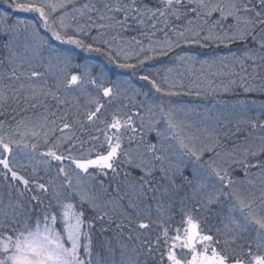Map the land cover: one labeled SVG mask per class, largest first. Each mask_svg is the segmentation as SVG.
<instances>
[{"label":"snow or ice","instance_id":"6c2138e0","mask_svg":"<svg viewBox=\"0 0 264 264\" xmlns=\"http://www.w3.org/2000/svg\"><path fill=\"white\" fill-rule=\"evenodd\" d=\"M0 2L35 17L0 12V264H264V101L171 99L264 96V0ZM184 44L243 48L199 61L232 77L202 91L143 68L191 67Z\"/></svg>","mask_w":264,"mask_h":264},{"label":"trees","instance_id":"16d2710c","mask_svg":"<svg viewBox=\"0 0 264 264\" xmlns=\"http://www.w3.org/2000/svg\"><path fill=\"white\" fill-rule=\"evenodd\" d=\"M145 2H148L149 4L152 3V0H145ZM6 10L4 7L0 6V12ZM8 11V10H7ZM9 15L11 14L10 11H8ZM13 18V21L16 18H20V19H26V20H35V18L33 17H29V16H24V15H11ZM43 31V30H41ZM133 36H136L138 39H140L141 41L144 42L145 47L147 46V40L145 39V37L143 35L140 34V32L137 31H130L127 33L123 34V38L125 40H131V38ZM169 36L172 39H175L174 34L169 33ZM153 39H159V40H163L164 39V34L163 32H156V36L153 37ZM243 46L240 44H232L230 45V49L233 52H241ZM229 48H226L224 46H220V47H216L215 44H212L210 47L207 48H202L197 44H184L182 45V47L180 49H176V51L181 52L182 54H187V55H196L199 57H206V59L208 60H213V57H217V56H222V55H226L229 53ZM3 52L0 51V55H2ZM45 58L48 56V53L45 52L44 53ZM175 56V53L170 54L167 57H156L150 61H147L146 64L143 66V68L145 69V71H147L149 74L151 75H156L158 72V69L163 68V67H168L171 66L173 64H175L178 60H174L173 57ZM88 60L90 62H92L95 65H104L105 67V71L112 76L113 79L116 78V75L114 74H120L121 78H127L128 73L125 70H121V69H116L113 65H110L107 63V61L105 60L104 57L102 56H98L94 53L89 54V53H81L80 57H79V62L83 63L85 60ZM176 67V66H175ZM44 70V68H43ZM224 72H228L227 70H223ZM239 71V70H238ZM195 76H198L199 74L197 72L194 73ZM178 78L180 81H182L186 86L191 85L194 82V78L192 79V77H189V75L187 74H178ZM216 76V75H214ZM160 77V76H159ZM161 82H163V79L160 77L158 78ZM238 79V78H237ZM135 84L137 87H143V89L145 91H147L150 86L146 85L145 82H141L136 78H133ZM229 80V78H227V76H224L223 78L221 76H216L213 77L210 82L212 83V86L215 87V85L220 84L221 81L227 82ZM209 86V84H208ZM166 87V85H165ZM207 87V86H206ZM208 88V87H207ZM205 87H199V89H195V90H204ZM155 95H159V94H155ZM138 99L143 100V97H139ZM167 99V98H165ZM173 101H177V102H183V103H187V104H191L194 105L197 109H201V108H211V104H225V103H231V102H235L238 99H246V100H250V99H254V100H259L260 102L264 101V96L260 95L259 93H248L245 94L242 92V90L240 88H235L232 92H218L215 95H204L201 97H197L195 95L192 96H181V97H172L171 98ZM256 106L258 107V105L256 104ZM257 107L255 108H250L249 112L251 117H255L253 116L254 112L258 113L257 111ZM196 109V111L198 112V110ZM29 114H31V111L29 112ZM223 210L226 212L227 211V207L226 205L223 206ZM215 211L216 209L214 208V212H213V217L211 218V223L210 224H206L205 227H212L214 226L217 221L215 219Z\"/></svg>","mask_w":264,"mask_h":264},{"label":"rangeland","instance_id":"374dc122","mask_svg":"<svg viewBox=\"0 0 264 264\" xmlns=\"http://www.w3.org/2000/svg\"><path fill=\"white\" fill-rule=\"evenodd\" d=\"M0 6L4 7L6 10L11 12L10 9H7V5L6 4H3L2 2H0ZM3 11H5V10H3ZM3 11H1V12H3ZM10 15H14V16L15 15H24V16H29V17L35 18L32 14H27V13H12L11 12ZM190 56L195 57V59L197 61L191 67H189L188 65L181 64L179 61H177L175 64H173L171 66L163 67L161 69L159 68L158 72H157V74L155 76L157 78L161 77L162 79H164V77L167 76L169 81H174V80H179L178 74H187V75H189V77H192V79L194 78V82L196 84H199V87H205V89H206L208 87V84H209L210 80L213 77L216 78V76H214L212 73L224 70V68H222L221 66L217 65L216 67H213L211 69L205 68L204 71L202 72L201 71V65H200L199 61H209L210 62L212 60H208V59H206V57H199V56H196V55H190ZM215 58L216 57H213V59H215ZM45 59H47V57ZM168 69H172L173 71L169 72ZM39 70L40 71H44L43 67L39 68ZM225 70L228 71L229 69H225ZM238 70H239V67L237 66V71ZM195 72H197L199 74L198 76L201 77L200 80H196L197 76L194 75ZM227 78L230 79L232 77L227 76ZM243 100H246V99H238L237 101H243ZM252 100H254V99H250V100H247V101H249V103H250ZM237 101L231 102V103H228V104L227 103H225V104H211V108L204 107V108H201V109H197L194 105H191V104L190 105L193 108L197 109L198 112L201 113V114H204L206 109H212L213 110V114H215V112H217V111H223V110L229 109L232 105L236 104ZM255 101H256L257 105H259L261 103L259 100H255ZM256 107L257 106H250V108H255V109H256ZM257 110H258L257 111L258 113L254 112L253 116H257L259 114V112H260L259 107H257ZM27 115L30 116V115H32V113L31 114L27 113ZM248 115L251 116L249 111H248Z\"/></svg>","mask_w":264,"mask_h":264}]
</instances>
